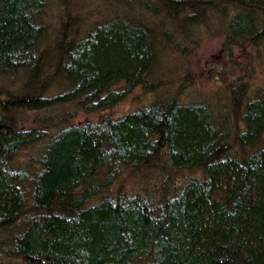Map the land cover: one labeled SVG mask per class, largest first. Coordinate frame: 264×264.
<instances>
[{
    "label": "trees",
    "instance_id": "obj_1",
    "mask_svg": "<svg viewBox=\"0 0 264 264\" xmlns=\"http://www.w3.org/2000/svg\"><path fill=\"white\" fill-rule=\"evenodd\" d=\"M111 1L0 0V264H264V80L151 97L200 28L264 61V0Z\"/></svg>",
    "mask_w": 264,
    "mask_h": 264
},
{
    "label": "rangeland",
    "instance_id": "obj_2",
    "mask_svg": "<svg viewBox=\"0 0 264 264\" xmlns=\"http://www.w3.org/2000/svg\"><path fill=\"white\" fill-rule=\"evenodd\" d=\"M45 1L50 3L45 8V21L50 25L53 24L54 31L58 30L57 23L62 18L64 20L68 12L71 16L77 12L72 7H68V10L64 9L63 6L57 4L58 0ZM86 1L91 4L89 6H98L106 16L112 13L113 2L111 0ZM77 4L87 5V3L84 4L83 0H77ZM92 19L93 21L96 20V18ZM214 28L212 26V29H208V31L204 28L198 29L191 37L194 43H188L187 47L183 49L185 56L180 57L178 54L182 52L174 45L173 55L175 57L165 58L166 68L158 67L157 70L158 73L164 74L162 89L151 97L155 98L156 94L169 96L172 95L171 92L174 93V90H178L181 93L180 96L192 97L200 99V101L206 100L207 96L211 99L219 97L222 101L221 104L225 105L229 100L224 98L223 85L230 78L242 77L256 83L263 82L264 61H248L244 64L238 48L233 47L230 52V46H227L224 35H220ZM224 75L229 76L222 77ZM179 83L180 88H178ZM146 98L147 100H144ZM148 98L149 95L145 96L142 88L137 87L128 97L106 112L114 117L121 116L142 104L143 100L144 103L150 102ZM95 114L90 116H95ZM84 117V114H80L78 118L83 119Z\"/></svg>",
    "mask_w": 264,
    "mask_h": 264
}]
</instances>
